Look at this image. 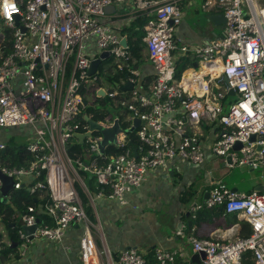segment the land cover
<instances>
[{
  "label": "built area",
  "instance_id": "2783aa9c",
  "mask_svg": "<svg viewBox=\"0 0 264 264\" xmlns=\"http://www.w3.org/2000/svg\"><path fill=\"white\" fill-rule=\"evenodd\" d=\"M128 1L133 6L126 15L128 23L142 13L151 17L143 37L156 71L150 94L139 89L141 73L129 48L102 22L109 7ZM204 8L224 14L223 36L205 47H192L176 39L183 20L179 0H0V20L12 37L6 56L0 48V135L8 129L29 128L34 138L25 146L31 158L28 166L7 164L4 152L9 140L0 138V171L13 179L12 192L26 188L47 200L43 210L52 221L40 220L34 240L61 242L71 226L82 224L80 264H93L100 255L96 243L100 228L89 219L81 193L90 203L96 196L126 205L127 194L145 183L149 171L165 169L175 159L203 164L205 128H219L209 150L229 169L264 168V0H205ZM17 15L25 32L16 25ZM89 43L100 54L110 53L116 73H126L135 85L132 92L124 94L116 83L105 90L99 73L89 75L91 62L99 57L88 55ZM175 53L196 60L180 78ZM88 88L103 90L105 96H97V101L108 100L123 110L124 132L114 146L124 150L120 154L100 152L99 132L83 144L76 138L90 133L93 118L85 112ZM135 119L141 121L136 129L140 145L125 148ZM95 122L103 128L114 126L112 116ZM87 174L95 179V196L86 184ZM219 208L249 224L252 233L228 240L191 237L193 253L206 254L200 264H242L248 252L253 264H264V188L244 194L216 184L192 212ZM36 212L31 206L20 217L18 236L24 248L34 240L22 226L36 225ZM107 264L192 263L181 251L156 249L149 259L127 249Z\"/></svg>",
  "mask_w": 264,
  "mask_h": 264
},
{
  "label": "crops",
  "instance_id": "0c3cea01",
  "mask_svg": "<svg viewBox=\"0 0 264 264\" xmlns=\"http://www.w3.org/2000/svg\"><path fill=\"white\" fill-rule=\"evenodd\" d=\"M204 3L205 0H179L183 20L176 33L177 41H182L192 47H205L223 36L224 29L211 20V17L223 13L218 9L206 10ZM132 7V1L109 7L106 17L102 19L103 23L112 27L122 42L127 41L128 48L129 38L125 29L133 25L134 22L128 23L126 15L132 12ZM186 8H190L196 14H199L201 8L204 12L206 11L207 25L201 26V22L198 21L191 26L188 23L189 14L184 11ZM142 44L141 56L134 57L136 59L135 67L141 73L139 89L143 93L150 94L156 79V71L148 59L143 38ZM87 53L89 56L100 57L101 55L93 43L88 44ZM175 56L177 66L180 61L186 62L185 70L196 65V60L191 57H180L178 53H175ZM105 61H112V64L107 66ZM115 64V59L111 56L101 62L97 72L101 76L100 67L104 65L106 76L103 78H106L112 85L110 90L113 89L115 83L119 85L118 87H123L127 82L125 77L118 82L107 79L109 74H117L114 70ZM101 84H103V80ZM117 115L119 116V114ZM111 116L113 117V115ZM10 130L13 131V137L18 135L25 137L31 133L29 128L5 131ZM218 130V127L213 126L205 128L202 132V139L205 140L207 146L206 160L203 164L193 165L185 160L175 159L165 169L158 168L149 171L145 183L127 194L126 205L106 198H94L93 203L90 201L86 203L85 208L89 219L97 229L100 228V235H96L100 255L94 259L93 264L115 262L120 252L127 249H136L148 256L153 255L156 249L181 251L185 253V261L199 264V261L197 263L192 261L194 253L190 242L191 237L228 240L247 234L246 222L238 219L235 215L224 214L220 208L204 209L198 213L192 212L193 207L204 202L216 184H225L232 190L235 189L244 194H249L254 190L262 191L264 188V168L253 170L245 166L229 169L224 160L212 154L209 147L214 142ZM0 138L6 141L13 139L8 136L4 138L2 135ZM11 194L12 192L9 194L8 202L4 203L7 204L6 209L0 214V235H3V240L0 241V252L6 244L10 245L8 241L11 236L8 226L12 229L20 227L22 212L10 201ZM185 198L186 200L183 201ZM15 224L17 226L13 227ZM180 231L182 235H178ZM82 234L83 225L75 224L68 229L61 242H50L42 238L35 239L23 251L14 248L8 253H0V264H80ZM17 241L22 246L20 239Z\"/></svg>",
  "mask_w": 264,
  "mask_h": 264
},
{
  "label": "trees",
  "instance_id": "16d2710c",
  "mask_svg": "<svg viewBox=\"0 0 264 264\" xmlns=\"http://www.w3.org/2000/svg\"><path fill=\"white\" fill-rule=\"evenodd\" d=\"M150 15L148 13H142L139 15L134 24L128 27L126 32L128 33V38H129V50L131 51V54L133 57L139 58L141 55V51L143 50V44H142V38L144 36V26L147 23V21L150 19ZM1 21V20H0ZM4 36L0 38V48L3 50V55L2 57L6 56L10 51L12 47V37H11V31L9 29L5 28ZM1 61V58H0ZM109 61H105V63H108ZM179 66H177V73L176 76L178 78L181 77L183 71L186 69L187 64L185 61L183 63L180 61ZM104 65L100 67L101 70V76H103L104 72ZM126 73H118L116 75H110L107 76V79L110 81L118 82L120 79H124ZM145 85H147L145 83ZM104 105V104H101ZM100 105V101L95 102L93 105H90L89 107L85 108V112L92 116L93 120L95 121H100V120H105L108 117L111 116V114L108 112L104 106ZM103 107V108H102ZM119 117L123 121V116L121 113H119ZM123 127H127V124L122 122ZM140 143L137 138V131L130 133L129 135V140L125 146L126 147H132L133 149H137L139 147ZM123 149H118L116 147L109 146L106 149V154L108 156L111 155H117L123 152ZM25 146L20 145L17 141V139H11L8 142L7 145V150L4 152V158L6 160V163L11 165V166H28L30 163L31 158L28 157L25 153ZM87 180L89 182V185L91 186V189L93 192L96 191V186H95V179L94 177H87ZM188 196V195H187ZM82 201L84 206L86 203H88V199L86 198L85 195L81 193ZM187 198V197H186ZM186 198L183 200L185 201ZM10 201L13 203V205L22 213H25L29 207H35L37 208L39 205L45 206L46 204V199L40 198L39 195H33L31 194L26 188L21 189L18 191H14L11 194V199ZM7 204H4L0 198V214L4 212L6 209ZM191 218V217H190ZM41 220L43 222H48L51 223V216H49L47 213L45 215L41 216ZM246 230L247 234L243 236V238L249 237L252 233L251 227L249 224H246ZM20 227L17 229H12L10 226H8V231L10 233L11 239L13 240H18V230ZM3 240V235H0V241ZM10 252V249L7 245H5L2 249V252L0 253H8ZM153 259V255H149V259ZM242 264H253V255L251 252L246 253L243 256L242 259Z\"/></svg>",
  "mask_w": 264,
  "mask_h": 264
},
{
  "label": "water",
  "instance_id": "95a60500",
  "mask_svg": "<svg viewBox=\"0 0 264 264\" xmlns=\"http://www.w3.org/2000/svg\"><path fill=\"white\" fill-rule=\"evenodd\" d=\"M22 17L21 15H17L16 17V25L18 27H20L22 29V31L25 32V28L23 26H21L20 21H21ZM211 20L218 26H221L224 29V26L226 24V19L224 14L221 15H217V16H213L211 17ZM123 47H127V41L124 40L123 42ZM111 55L109 52H104L100 55L99 59H96L94 61L91 62L90 65V69H89V75H94L98 72L99 66L101 65V62L105 59L110 58ZM125 79L127 80L126 85H124L123 87H118L121 91L124 92H128V91H132L134 89V84L131 83L130 81H128L129 76L126 75ZM230 94H233V92H231ZM98 97L101 96H105V92L103 90H99L97 93ZM89 104L86 102L85 103V107H88ZM113 120H114V126L111 128H103L101 127L97 122L90 120L89 121V125H90V133L87 134H76V138H78L80 140V143L83 144L84 143V139L86 137H91L93 132H99L102 135V140L99 141L98 145H99V150L102 154H104L106 152V149L109 146H117L118 145V135L120 133L124 132V129L121 127V123H120V117L118 115H113ZM141 125V121L139 119H135L134 120V126L129 129L127 132L129 133H133L135 132V130L137 128H139ZM255 139V136L252 137V140ZM241 148V144L237 143L235 146V150H239ZM0 178L3 181V187L0 190V194H1V200L3 203H7L9 200V194L12 192V190L15 187L14 181L13 179L5 176L1 171H0ZM234 192H238L237 190H233ZM209 197V196H208ZM208 197L204 200L206 201L208 199ZM38 219H37V224L31 227H27V226H22V229L24 230L25 234L27 236H30L31 240H34V236L33 234L35 233L36 229H37V225L40 224V220H41V216L45 215L46 212L43 210V206L39 205L37 208V212H36ZM49 215V214H48ZM50 216V215H49ZM17 225H13V227H16ZM8 243L10 244L8 247L10 250L12 249H20L21 251H23L25 248L20 246V242L17 240H13L11 239V237H9V241ZM7 245V244H6ZM206 257V254L203 252L200 253H195L193 255L192 261L194 263H197L199 261V264L201 262V260H204ZM198 264V263H197Z\"/></svg>",
  "mask_w": 264,
  "mask_h": 264
},
{
  "label": "rangeland",
  "instance_id": "374dc122",
  "mask_svg": "<svg viewBox=\"0 0 264 264\" xmlns=\"http://www.w3.org/2000/svg\"><path fill=\"white\" fill-rule=\"evenodd\" d=\"M184 11H185V13L187 11V13L189 14L188 23L191 26L193 24L197 23L198 21L201 22V26H206L207 25V23H208V18L206 16L207 13H206V11L204 12V10L202 8H201L199 14H196L190 8H186V9H184ZM198 16H200V17H198ZM4 32H5V27L3 25V22L0 21V37L5 35ZM113 63H114V60H113ZM111 64H112V61H109L107 63V66H110ZM104 76H106V73H104L103 76H102L103 84H101V85H102V87L105 90H110L112 88V85L106 80V78H103ZM87 90L88 91H87V94H86V101L90 105H93L98 100L97 92H96V90L94 88H91V89L88 88ZM101 104H104V105H101ZM100 105L104 106V108H106L111 115H117L119 113H123L122 109L115 108L108 100L105 101V102H100ZM1 135L4 136V138H6L8 136L9 138L12 137L13 139H17L18 143L20 145H23V146H26V144H29V142L34 140L32 133H30L28 136H25V137H23L21 135L13 137L14 136L13 131L10 130V131H2ZM89 176H90V174L85 175V181H86V184L88 185V187L90 188L91 193L95 196L96 192H97V185H96V182H95L96 191L93 192L92 189H91V186L89 185V182L87 180V177H89ZM94 198H96V196ZM88 202H89V200H88Z\"/></svg>",
  "mask_w": 264,
  "mask_h": 264
}]
</instances>
